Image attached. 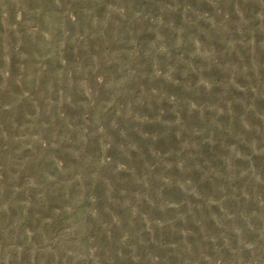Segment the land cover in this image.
<instances>
[{
	"label": "rangeland",
	"instance_id": "1",
	"mask_svg": "<svg viewBox=\"0 0 264 264\" xmlns=\"http://www.w3.org/2000/svg\"><path fill=\"white\" fill-rule=\"evenodd\" d=\"M0 264H264V0H0Z\"/></svg>",
	"mask_w": 264,
	"mask_h": 264
}]
</instances>
